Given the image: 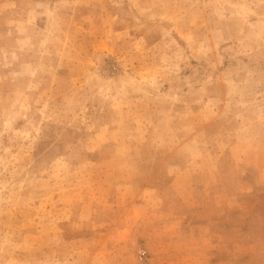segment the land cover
Returning <instances> with one entry per match:
<instances>
[{
    "label": "rangeland",
    "instance_id": "rangeland-1",
    "mask_svg": "<svg viewBox=\"0 0 264 264\" xmlns=\"http://www.w3.org/2000/svg\"><path fill=\"white\" fill-rule=\"evenodd\" d=\"M0 264H264V0H0Z\"/></svg>",
    "mask_w": 264,
    "mask_h": 264
}]
</instances>
